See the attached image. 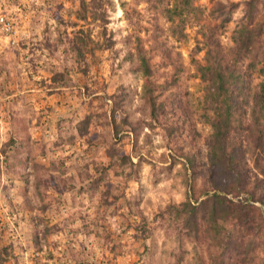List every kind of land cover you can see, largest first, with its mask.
<instances>
[{"label":"rangeland","instance_id":"rangeland-1","mask_svg":"<svg viewBox=\"0 0 264 264\" xmlns=\"http://www.w3.org/2000/svg\"><path fill=\"white\" fill-rule=\"evenodd\" d=\"M83 1L0 0V11L15 22L11 35L0 31V264H198L200 255L208 261L206 243L190 240L183 222L162 212L170 203L213 193L206 144L211 127L193 59L205 56L198 50L202 26L220 22L211 15L216 0L196 1L206 7L204 19L187 27L185 37L164 35L185 68L178 84L158 88L165 108L156 116L143 98L142 73L127 56L136 58L139 30L145 47L152 46L157 19L141 0H106L101 21L82 18ZM242 12L237 8L216 33L226 47ZM165 22L162 17L158 25ZM78 34H89V49L104 39L115 43L78 59L72 45ZM151 53L155 67L163 63L158 50ZM160 67L154 79L168 83L173 64ZM59 72L65 77L55 82ZM251 79L257 83L261 76L255 71ZM114 99L117 121L126 113L138 124V137L128 125L115 134L108 117ZM88 115L82 135L78 125ZM114 148L140 159L136 178L128 179L129 166L110 164ZM247 188L256 196L262 190L253 179ZM228 197L238 202L248 195ZM144 222L148 233L140 228ZM46 227H52L47 236Z\"/></svg>","mask_w":264,"mask_h":264},{"label":"trees","instance_id":"trees-1","mask_svg":"<svg viewBox=\"0 0 264 264\" xmlns=\"http://www.w3.org/2000/svg\"><path fill=\"white\" fill-rule=\"evenodd\" d=\"M141 1L157 19L150 39L152 46L145 47L139 30L134 37L136 58L129 54L127 59L142 73L143 98L156 116L157 110L165 108V103H158V88L168 90L172 84H178L179 73L185 68L172 54V47L166 44L164 35L177 39L185 37L187 27L202 24L206 7L196 4L197 0ZM104 3L107 1L84 0L82 18L91 16L101 21L105 15ZM239 7L243 12L233 33V43L226 47L216 38V33L231 21ZM211 15L220 22L208 29L202 26L204 46L198 50L204 49L205 56L203 61L194 58L193 63L196 65L194 75L201 79L204 93L203 116L211 127L206 144L213 193L207 192L201 200L188 197L183 203H170L162 216L165 211H171L176 221L183 222L181 230L190 240L206 243L208 261L200 255L198 264H264V211L262 206L254 203L258 201L264 205V0H216ZM162 17L166 26L158 25ZM55 18H59L57 13ZM103 33H106L105 28ZM105 40L96 41L89 49V34H78L72 45L77 58L85 59L87 52L95 55L97 49H108L115 43L111 39ZM155 50L164 58L163 63L167 60L168 64H173L168 83H157L154 79L163 66L162 62L157 67L152 63L151 52ZM255 71L261 76L257 83L251 79ZM64 77V73H55L53 80L57 82ZM115 100L108 115L115 134L119 135L128 125L138 137L139 126L126 113L123 120L117 121L120 104ZM91 119L92 116L88 115L79 123L78 130L82 135L87 133ZM146 124L153 128L152 122ZM110 156V164L130 167L128 179L137 177L140 159L135 162L132 155L124 153L121 148L112 149ZM189 160L190 167L195 169V158ZM252 179L255 188L262 189L257 196L247 188ZM243 192L248 197L242 201L235 202L228 197L230 193L239 195ZM51 228L46 227V236ZM140 228L143 233L149 232L145 222ZM9 254V247H4L3 258Z\"/></svg>","mask_w":264,"mask_h":264},{"label":"built area","instance_id":"built-area-1","mask_svg":"<svg viewBox=\"0 0 264 264\" xmlns=\"http://www.w3.org/2000/svg\"><path fill=\"white\" fill-rule=\"evenodd\" d=\"M15 30V22L14 20L8 16V14L0 11V31L11 35Z\"/></svg>","mask_w":264,"mask_h":264}]
</instances>
